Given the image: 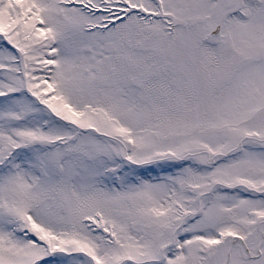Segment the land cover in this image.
<instances>
[{
	"label": "snow or ice",
	"instance_id": "obj_1",
	"mask_svg": "<svg viewBox=\"0 0 264 264\" xmlns=\"http://www.w3.org/2000/svg\"><path fill=\"white\" fill-rule=\"evenodd\" d=\"M0 264H264V0H0Z\"/></svg>",
	"mask_w": 264,
	"mask_h": 264
}]
</instances>
